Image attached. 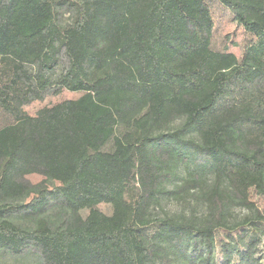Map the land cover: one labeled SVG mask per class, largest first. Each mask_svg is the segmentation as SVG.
Returning <instances> with one entry per match:
<instances>
[{"label": "trees", "instance_id": "trees-1", "mask_svg": "<svg viewBox=\"0 0 264 264\" xmlns=\"http://www.w3.org/2000/svg\"><path fill=\"white\" fill-rule=\"evenodd\" d=\"M212 1L248 35L241 59L213 48ZM55 87L82 95L24 110ZM0 110L10 120L0 127L4 253L33 249L44 264H264L254 199L264 195V0H0ZM178 165L188 176L168 192ZM208 176L198 224L153 217L160 196L187 195ZM235 208L249 215L237 222ZM236 231L237 243L221 240Z\"/></svg>", "mask_w": 264, "mask_h": 264}, {"label": "rangeland", "instance_id": "rangeland-1", "mask_svg": "<svg viewBox=\"0 0 264 264\" xmlns=\"http://www.w3.org/2000/svg\"><path fill=\"white\" fill-rule=\"evenodd\" d=\"M213 16L215 19L216 29L213 35V48L218 51L227 50L229 53L236 55L238 59H241L245 51L246 45L249 42V37L245 33L243 27L238 24L233 14L225 7L220 5L217 1H212ZM62 24H69L71 22V13H65L61 19ZM66 60L64 56H61V66L65 65ZM82 94L71 93L67 90H59L58 88H51L42 101H33L27 105L24 110L32 116L37 115L39 110L49 109L52 106L64 101V100H76ZM10 120L4 116V113L0 110V127L9 124ZM181 125L178 121L171 126V129H176ZM190 170L193 169L190 167ZM178 174L179 180L169 179L163 181V188L168 192H174L178 185L186 179L188 171L186 166L178 165L175 171ZM32 183H39L42 178L39 176L29 177ZM213 177L208 176L204 184L191 191L189 194L175 193L174 195H162L159 197L160 205L156 206L152 210L154 218H164L166 216L175 217L182 221H188L190 223H199L207 215V204L204 198V193L207 191L208 186L212 183ZM58 183H54V186ZM254 199L257 207L264 214V195L254 194ZM104 214L111 215V205H100L98 207ZM90 206L85 207L72 217L71 228L82 229L88 222V215ZM249 212L242 208H235L233 211V220L239 222L244 217L248 216ZM53 219V218H52ZM23 224V223H22ZM240 231L233 233L224 232L221 235V240L230 243H237ZM0 264H44L42 257L36 250L30 249L22 256L15 257L8 253H4L0 250ZM156 264H164L157 261ZM231 264H241L239 258L234 256Z\"/></svg>", "mask_w": 264, "mask_h": 264}]
</instances>
